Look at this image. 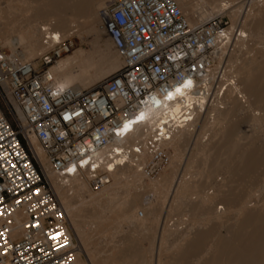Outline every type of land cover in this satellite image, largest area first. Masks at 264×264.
Instances as JSON below:
<instances>
[{
	"label": "built area",
	"instance_id": "obj_1",
	"mask_svg": "<svg viewBox=\"0 0 264 264\" xmlns=\"http://www.w3.org/2000/svg\"><path fill=\"white\" fill-rule=\"evenodd\" d=\"M99 17L122 66L89 90L59 87L49 74L71 52L69 42L33 62L0 45V264H76L68 218L32 140L52 173L88 178L94 191L131 156L135 163L147 156L141 169L155 177L169 165L166 143L188 121L160 120L150 108L180 101L178 90L208 100L224 75L218 63L229 47L223 17L191 25L174 0H108ZM130 137L132 148L99 157Z\"/></svg>",
	"mask_w": 264,
	"mask_h": 264
},
{
	"label": "bare ground",
	"instance_id": "obj_2",
	"mask_svg": "<svg viewBox=\"0 0 264 264\" xmlns=\"http://www.w3.org/2000/svg\"><path fill=\"white\" fill-rule=\"evenodd\" d=\"M104 1L48 0L46 5H40L39 0H25L23 8L34 10L35 13H24L30 14L31 18L18 29L13 26L11 32L16 33V38L9 39L7 42L5 41L7 39H4L5 43L0 40V45L8 48L15 57L24 62H33L39 58L28 61L43 51L46 45L43 41L45 37L50 39L47 46L51 47L59 43L69 42L72 46V52L75 46L70 40H67L71 37V27L80 21L86 28H91L89 32L94 33L95 36L97 29L92 28L93 22L98 19L100 23L96 9L103 5ZM174 2L188 17L194 13L193 9L198 5L200 8H207V10L199 12L194 23H191L186 17L191 25L202 23L215 13H228L231 22L230 27H228L229 45L231 41H235L241 51L244 48L245 52H241V55L244 56L241 57L242 59L240 58L241 55L230 53L229 62L231 64H234L233 62H236L238 57L241 59V64L235 66L238 78L235 81H231V78L225 79V92L222 93L221 98H218V93L216 94L214 104L213 102L208 104L205 96L178 90L177 97L181 98L180 101L171 105L157 102L150 108L149 112L160 120L165 121L167 118L176 119L177 116H183L188 121L165 145L167 151L168 148L172 151L168 165L170 173L163 175L161 182H159L166 186L167 196L173 190L171 192L173 193L171 195L172 202L175 207L184 208L187 215L184 216L186 219H182L183 223L175 228H171L170 225L163 227L160 242H165L168 238L175 240V250L179 259L168 261V264H184V252L199 248V242L205 236L203 227L208 224H216L228 228L229 231L233 232L234 237L228 242V247L223 246L220 250H215V246L208 248L205 255L206 261L203 264H255L257 260L259 263L260 256L250 252L249 249L253 246L254 241L258 244L264 242V198L250 205L251 196L248 195L242 199L236 198L232 192L231 184L236 177L248 175L259 164H264V157L259 158L261 153L255 158H250L244 154L235 159L222 158V156L231 153L234 149L235 142L232 140V136L238 122L248 121L257 127L260 121L264 120V116L258 118L257 115L259 114L254 113V109L264 103V37L260 36L264 28V0H246L245 2L244 0H198L199 4L197 5L191 4L187 0H174ZM238 24L241 25V29L237 33L235 27ZM249 34H253L258 44L248 49ZM16 46L21 49L20 53H17ZM228 48L221 53L218 63H221L225 53L228 52ZM84 60L85 56L82 52H73L50 67L49 74L59 87L84 90L100 83L105 76L115 72L120 66V62L113 59L107 69L91 71V67L82 68ZM74 69H77L76 74ZM188 109L191 111H188L187 116H185L184 112ZM196 118L197 121H195ZM198 121H200L199 125H197ZM134 143L135 138L130 137L122 145L110 144L98 155L100 158H104L121 148H132ZM31 144L46 178L49 182L51 180L50 184H52L53 191L70 220L72 230L79 239L77 240L80 241L82 248L75 247V263L86 264L81 259V252H86L83 240L90 229L83 221H86L88 216L94 221L95 216L99 217V215L94 214H99V212L96 213L93 209L83 205L79 208L73 207L70 204L69 192H88L86 204L89 205L100 204L102 201L104 203L110 202V200L106 201L109 199L108 194L117 188L125 189L127 194L133 190L136 193L134 200L139 199L140 196L137 193L142 190L139 188L146 187L141 184V178L146 177L141 167L147 163L148 157H141L138 163L134 162L133 156L128 157L127 164L113 168L110 174V182L112 180L110 185L108 184L96 194H92L87 189L88 178L77 177L65 180L57 176L50 171L39 145L34 140L31 141ZM188 150L190 156L184 161V165H181ZM119 163L120 161H117V165ZM194 164H197V167H194ZM179 166H183V174L175 181ZM192 168L196 169L195 174H190ZM137 190L139 191L137 192ZM219 205L220 208H218ZM194 212L200 213L201 218H204L203 222H200L202 224H196L197 222L194 220L190 221L189 217ZM122 217L126 218V223H136L132 222L135 215ZM115 224L112 223V227H117L121 223L118 222L117 226ZM113 231H117V228ZM69 234L74 244L70 230ZM255 237L260 241L256 240ZM121 241L117 247H126L125 240L121 239ZM89 262L92 264L91 261Z\"/></svg>",
	"mask_w": 264,
	"mask_h": 264
},
{
	"label": "rangeland",
	"instance_id": "obj_3",
	"mask_svg": "<svg viewBox=\"0 0 264 264\" xmlns=\"http://www.w3.org/2000/svg\"><path fill=\"white\" fill-rule=\"evenodd\" d=\"M24 1L25 0H0V40L3 41L4 39H7L5 40L7 42L9 41V39H15L17 35L16 33L11 32V28L14 26L18 29L25 25V23L31 18V15L24 13H35L34 10H25L23 8ZM106 1L107 0L103 2V5L97 8L98 10L96 9L97 15L105 6ZM187 1L194 5L199 4L198 0ZM245 1L246 0H244V2ZM47 3L48 0H39L40 5H46ZM205 9L207 10V8H200V6L198 5V7L193 9L194 13L190 14L189 17H186L190 20L191 23H194L199 12ZM216 16L223 17L227 21L228 27H230L231 22L230 18L228 17V13H215L214 15H212V17ZM99 26L100 23L97 19L93 22L92 25L93 29H97V34L94 36V33L92 34L89 32L91 28H86L83 24L80 23V21H78L76 25H73L70 31L71 37L67 40H70L74 44L75 49L67 55H64L60 60L57 61V63H59L63 58L71 55L73 52L80 51L85 56L82 68L91 67V71H97L99 69L105 70L109 67L110 62L113 59H117L120 62V66L117 68V70L120 69V67L122 66V60L113 49L110 41L100 30ZM240 29L241 25H236L235 30H237V33ZM260 36L264 37V28L263 31H261ZM2 43L5 42L3 41ZM234 43L235 41H231L228 52L227 54L225 53L224 58L221 61V68H223L224 70V75L220 79L217 78L214 81V86L212 87V91L208 99V104H211L212 102L214 104L216 102V100H214L216 99V94H219L220 90H222V88L226 86L225 79L231 78V81H235L238 78L236 75L237 69L235 66H239L241 64V57H244L241 55V52L245 51L243 50L244 48L241 51V48L238 47L237 42L235 43V45ZM257 44V39L253 36V34H249V37L247 39V48H253L257 46ZM15 48L17 50V53L21 52L20 48H18L17 46ZM49 48H51V46L45 45V48L38 54V56L30 58L28 61L37 59ZM5 49L9 51L8 48ZM230 53L232 55H241V59L238 57L237 61H234V64H231V62H229V56L231 55ZM74 72L76 74L77 69H74ZM111 74L105 76L103 80ZM94 86H92V88ZM89 89H91V87L84 90ZM218 98H221V95ZM254 113L259 114L257 115L258 118H262L264 116V103L261 106L255 108ZM197 120L198 119L196 118L195 121ZM199 122L200 121H198L197 125H199ZM234 132L235 133H233L232 136V140L235 142L234 149L231 153L222 156V158L229 157L231 159H235L239 158L243 154L250 158H255L260 155L259 153H261L259 158L264 157V120H261L259 126L257 127L248 121L238 122ZM167 152L169 156H171L172 151H170L169 148ZM184 156L185 157H183L184 159L182 160L183 163H180L181 165H184V161L190 156V151L188 150ZM194 167H197V164ZM168 172L170 173V169L167 166L159 173V175L155 177L141 178V184L145 185L146 187L139 188L140 190L142 189L140 193L138 192L139 190H137V194L140 197L136 200H134L136 193H134L133 190H131L127 194L125 189L117 188L116 190L109 192V199H106V201L110 200V202L104 203L102 201L100 204L89 205L86 204L87 197L89 195L88 192H69L70 204L73 207L75 206V208H79L83 205L86 208L93 209L96 213L99 212V214H94L99 215V217L95 216L96 218L94 221L91 220L88 215V219H86V221H83L88 225V228L90 229L89 233L85 234L83 240L85 251L87 253L81 252V259L86 264H90L89 261H91L92 264H168V261L171 262L173 259H179V255L176 254L175 250V240H173L172 238H168L165 242H160L161 229L169 225L170 227L172 226L171 228H175L179 224L183 223L182 219H186V217L184 216L187 215V211L184 208L179 209L175 207V204L172 202L171 195L173 193L171 192L173 190H171L170 195L167 196L168 191L166 186L159 183L162 180V176L165 174H169ZM195 173L196 169L192 168L190 174ZM182 174L183 166H179L175 181H177ZM231 188L236 198L242 199L250 195V205L256 203L257 200H262L264 198V164H259L248 175L236 177L234 182L231 184ZM87 189L92 194L97 193V191L92 190L90 181L89 185H87ZM56 199L58 200L57 196ZM218 208H220V205L218 206ZM124 215H135V218L132 220V222L136 223H126V218L122 217ZM201 217L202 216H200V213L194 212L189 218L190 221L194 220L195 222H197L196 224H199L204 220V218ZM198 218L201 219L196 220ZM68 222L69 230L71 231L73 236L74 246L81 249L82 247L80 241H78L79 239L72 230L69 218ZM118 222L121 223L119 224V226H117ZM112 223H116L115 226L117 227H112ZM116 228L117 231L114 232L113 229ZM203 232L205 236L203 240L199 242V248L194 251L184 252V255L182 254L185 260L184 264L205 263V255L208 248L215 246V250H220L223 248V246L228 247V242H230V240L234 237V235L232 234L233 232L229 231L228 228L216 224H208L207 226L203 227ZM121 239L125 240V244L127 243L126 247L124 248L117 247ZM256 240H258V238ZM249 250L257 256H260L259 263L257 260V263L255 264H264L263 241L261 243L259 242V244L254 241L253 246Z\"/></svg>",
	"mask_w": 264,
	"mask_h": 264
}]
</instances>
